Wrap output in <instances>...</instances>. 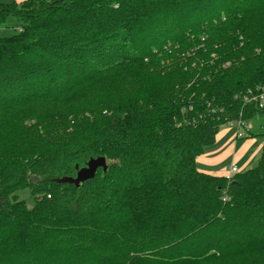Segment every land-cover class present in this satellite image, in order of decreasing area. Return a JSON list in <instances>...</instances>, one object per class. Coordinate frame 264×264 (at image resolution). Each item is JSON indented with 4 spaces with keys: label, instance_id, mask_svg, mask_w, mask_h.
I'll return each instance as SVG.
<instances>
[{
    "label": "trees",
    "instance_id": "obj_1",
    "mask_svg": "<svg viewBox=\"0 0 264 264\" xmlns=\"http://www.w3.org/2000/svg\"><path fill=\"white\" fill-rule=\"evenodd\" d=\"M10 18L0 264H264V147L231 180L196 164L222 127L264 116L243 100L264 88V0L0 4Z\"/></svg>",
    "mask_w": 264,
    "mask_h": 264
},
{
    "label": "crops",
    "instance_id": "obj_2",
    "mask_svg": "<svg viewBox=\"0 0 264 264\" xmlns=\"http://www.w3.org/2000/svg\"><path fill=\"white\" fill-rule=\"evenodd\" d=\"M23 1L26 0H12V2ZM245 124L252 127L251 122ZM260 133H255L251 128L249 137L237 139L235 130L231 128L220 131L215 144L197 158L198 170L212 176H227L231 166H236L240 173L252 169L251 165L257 157L259 161L264 147V136H259Z\"/></svg>",
    "mask_w": 264,
    "mask_h": 264
},
{
    "label": "rangeland",
    "instance_id": "obj_3",
    "mask_svg": "<svg viewBox=\"0 0 264 264\" xmlns=\"http://www.w3.org/2000/svg\"><path fill=\"white\" fill-rule=\"evenodd\" d=\"M10 3H12V0H0V4H10ZM18 30H19V22L15 18H10L7 20L5 24L0 25V37L13 36L14 34L18 33ZM249 122H251V125H252L251 128L255 133H260L264 131V116L262 118H256L254 120H251ZM228 128L230 127L228 126L222 127L221 132L224 130L225 131L228 130ZM231 129L234 131V128H231ZM258 158L259 157H257L253 165H251L252 166L251 168L255 167V164L258 161ZM106 164L108 165V161ZM32 180L35 181V179H32ZM16 195L20 200L26 203L28 208H32L34 206L33 197L27 185L18 189L16 192Z\"/></svg>",
    "mask_w": 264,
    "mask_h": 264
},
{
    "label": "built area",
    "instance_id": "obj_4",
    "mask_svg": "<svg viewBox=\"0 0 264 264\" xmlns=\"http://www.w3.org/2000/svg\"><path fill=\"white\" fill-rule=\"evenodd\" d=\"M244 102L247 104H254L260 109H264V88L258 89L256 92H251L244 96ZM230 128H234L237 139H244L251 135V127L246 126L245 122L240 120L232 122L228 125ZM239 173V170L236 166H231L226 176L227 180H231L234 175Z\"/></svg>",
    "mask_w": 264,
    "mask_h": 264
},
{
    "label": "water",
    "instance_id": "obj_5",
    "mask_svg": "<svg viewBox=\"0 0 264 264\" xmlns=\"http://www.w3.org/2000/svg\"><path fill=\"white\" fill-rule=\"evenodd\" d=\"M106 163V158L91 160L86 168L79 171L76 179L64 178L59 182L70 183L79 186L81 182L93 178L99 168H103L106 171L108 168V165Z\"/></svg>",
    "mask_w": 264,
    "mask_h": 264
}]
</instances>
